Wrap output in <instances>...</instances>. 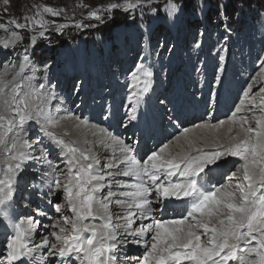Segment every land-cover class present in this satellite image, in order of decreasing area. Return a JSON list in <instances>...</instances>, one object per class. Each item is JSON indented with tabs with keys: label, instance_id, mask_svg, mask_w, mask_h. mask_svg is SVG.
I'll list each match as a JSON object with an SVG mask.
<instances>
[{
	"label": "snow or ice",
	"instance_id": "1",
	"mask_svg": "<svg viewBox=\"0 0 264 264\" xmlns=\"http://www.w3.org/2000/svg\"><path fill=\"white\" fill-rule=\"evenodd\" d=\"M155 2L123 0V3L108 4L105 11L111 13L123 9L130 12ZM180 7L173 0H167L164 5L169 16L175 15ZM61 11L63 9L58 11L42 6V11L38 10L35 17H24L23 23L16 19L0 23V29L6 32L8 25L17 30L7 39L0 40V47L7 50L10 45H15L20 39L19 30H39V36L44 37L51 22L43 14L58 17ZM88 15L97 21L102 19L99 10ZM66 26L59 24L57 30ZM75 26L82 27L80 24ZM32 42L35 43V36ZM219 60V71L223 72L224 56L219 55ZM28 61L29 57L25 55L24 63L11 80L7 79V69L0 72V161L3 162L0 164V214L15 205L19 175L26 165L30 166L31 161L48 160L50 148L54 147L59 150L58 156L65 168L58 173L59 166L53 167L48 161L52 172L46 175L55 176V190H62L63 207L72 215L63 214L62 205L54 204L55 212L61 214L63 221L51 225L54 229L51 237L55 242H50L49 236L44 235L42 242L34 248L29 247V241L41 221L25 218L26 222L11 223V232L5 230V240L0 248L5 264H18L26 257L31 258L29 264H33V253L38 249L47 251L37 264H115L116 254L129 238L144 248L142 256L134 258L138 264H264V84L258 89L259 102L252 94L256 81L248 84L227 122L195 125L197 129L219 133L227 123V131L231 133L232 125L238 123L239 131L226 137L228 143H224L219 135L210 139L203 136L190 138L189 133L193 130L184 128L181 136L187 150L181 148L173 154L167 151L169 144L166 143L138 158L140 140L131 138L130 143L125 142L103 128L93 132L96 140L92 147H79L58 135L53 129L61 120L73 117L57 118L46 110L48 98L40 91L44 85L34 87L30 83L31 76L21 75L29 66ZM32 71L35 73V68ZM153 75L143 58L128 73L131 79L125 85L122 104L127 110L125 121L120 124L125 130L136 126L134 122L139 119L141 102L152 90ZM257 80L264 81V62ZM215 81L220 83L219 75ZM159 103L164 106L161 109L164 112L166 99H160ZM245 111L252 114L254 127H245L251 123L248 116L237 118V114ZM108 115H104V119H108ZM75 119L77 128L89 126L86 119ZM33 121L39 125L41 136L30 142L26 138L29 136L26 125ZM63 135L67 136L68 132ZM45 138L48 145L44 144ZM175 139L179 141L180 137ZM84 143L87 145L88 141ZM209 143L213 146L211 150L198 146ZM96 148H103L110 155L101 157ZM228 157L239 160L235 171L227 177L229 182L209 186L206 177ZM61 176L66 177L63 184ZM177 176L180 179L174 181L172 178ZM49 192H53L51 187ZM175 202L184 205L181 218H156L155 214L162 216ZM113 205L121 211H111ZM36 212L39 216L46 215L40 208ZM69 224V237H62L55 231L58 228L59 233H66L69 230L65 226Z\"/></svg>",
	"mask_w": 264,
	"mask_h": 264
},
{
	"label": "rangeland",
	"instance_id": "2",
	"mask_svg": "<svg viewBox=\"0 0 264 264\" xmlns=\"http://www.w3.org/2000/svg\"><path fill=\"white\" fill-rule=\"evenodd\" d=\"M166 2L167 0H156L153 5L145 6L144 9L130 12L116 9L108 13L105 11L108 4L123 3V0H0V23L11 19L23 23L25 22L24 17H35L38 10L42 11V6H49L58 11L63 9L58 17L43 14L44 18L51 22L44 37L39 36V30H19L17 34L20 39L15 45H10L7 50L0 47V72L7 69V79L11 80L12 76L20 70V65L24 63V57L27 55L29 66L24 69L21 75L31 76V85L37 88L41 84L48 85V92H51L50 89L52 91L53 89L59 90L65 106L69 105L70 114L86 120H89L92 114H96L97 106L100 107V110L97 111L99 118L108 115V110L116 109L120 112V119L117 123L121 129L120 124L125 119V111L122 107L126 95L125 85L131 79L128 73L134 69L136 63L140 62L142 58L144 59L146 54L150 59V67L153 72L155 66L164 69L162 77L152 78V89H156L154 102L158 104L160 99L165 97H167L166 100H174L180 96L181 92L185 94L188 92V95L193 96L194 85L179 89L178 78L182 79L183 74L188 73L196 75L195 72L200 75L202 69V73H205L207 72L205 69L208 67L214 80L209 83V80L206 79L210 88H208L205 99L206 108H208L204 112L205 118L207 113L208 116L214 117L215 112L212 111L210 114L209 110L212 107L210 105L211 96L219 90L216 87V75L222 76V79L227 76L234 77L238 76L245 68L248 70L252 65H256L246 83L238 85L234 82V88L230 87V96H233L235 101L228 105L222 113L223 118H229L240 101L241 86L248 85L252 79H257L260 74V65L264 62V41H262L261 53L251 56V47H254L259 41L260 28L264 27L262 26L264 25V0L261 2L260 0H173L175 4L182 6L173 16H169L165 10ZM97 10L100 11L102 17L99 21L91 19L88 15ZM59 24L67 26L57 30ZM76 24H80L82 27L77 28ZM8 28L7 32L0 29V40L7 39L13 31H17L12 25H8ZM33 36H35V43L32 42ZM175 49L179 55L171 60V56L175 55ZM218 54L224 56L223 72L219 71L221 62ZM86 59H92V64L97 67L90 69L91 74L95 75L88 76L90 85L85 83L84 75L81 73L83 60ZM33 68H35V73L32 71ZM172 70L174 71L172 72ZM167 73L168 76L165 77ZM56 75L63 77L60 76L57 79ZM67 75L71 76L69 85L67 83L70 78H66ZM97 77H100L105 84H112V81L115 84L120 83L118 93L117 91L113 93L119 99L118 105L112 100L103 101V98L99 97L108 88H104V91L96 89V86L101 83H97ZM92 83L96 84L92 86L93 89L91 88ZM84 85H89L88 87L91 88L86 94L82 91ZM164 95L166 96L164 97ZM58 106L62 109L60 102L52 104L49 107L50 113L59 110ZM167 108L170 109L168 105ZM215 109L217 110L216 107ZM187 116L191 118L192 115L187 113ZM103 124L105 126V123L100 125ZM123 130L121 129L122 132ZM141 133V129L133 130L123 140L129 143L131 138L141 140L143 138ZM34 138L35 136L30 140ZM158 144L161 145L160 142ZM158 144L150 146L149 151L158 148ZM138 158L140 157L138 156ZM38 167L40 168V166ZM33 174V179L29 178L21 186L22 195L20 196L18 191L15 193V205L22 210L17 213L16 219L21 218L24 212L25 217H23L26 218L37 208L44 210L46 213L44 217H52L56 213L53 205L60 204L62 201L61 192L50 200L42 196V199L46 200L42 207L39 202L36 206L31 205L30 208L22 209L24 208L22 202L25 192L31 193L42 180L36 173ZM227 174L228 172H225L223 176ZM34 195L38 194L35 192ZM37 198L33 199L38 202L40 198ZM48 224H52V221ZM2 239L3 246L5 235ZM132 247L137 248V246Z\"/></svg>",
	"mask_w": 264,
	"mask_h": 264
},
{
	"label": "bare ground",
	"instance_id": "3",
	"mask_svg": "<svg viewBox=\"0 0 264 264\" xmlns=\"http://www.w3.org/2000/svg\"><path fill=\"white\" fill-rule=\"evenodd\" d=\"M260 32H261L262 36L260 35V37L258 39L259 41L257 42V44L254 47H251V56H253V55L255 56V54L258 55L259 52L263 49L262 41H264V27L260 28ZM177 49H175V51H174L175 55L173 54L174 56H171V60H173L176 56L179 55L178 51L176 52ZM143 60H144V63L146 65L150 66V59H148L147 54L145 55ZM92 62H93L92 59L91 60H89V59L83 60V65L81 66L82 67L81 73H82V75H84V81L86 84H89V85H90V80L88 79V76L89 75L95 76V75L91 74L90 69L97 68L94 66V64H92ZM72 67L74 68V66H72ZM255 67H256V65H252L251 67L248 68V70L245 68L243 71H241L239 73L238 76H234V77L233 76H229V77L227 76V78H223V79H222V76L220 77V83L216 85V87L219 88V90L216 89L217 91L215 93H213V95L211 96L212 99L210 98L212 100L211 104H210V105H212V107H210L211 109L209 110V112H210V114H212V111H214L215 112L214 117H211V115L208 116V113L206 115L207 116L206 118L204 116L205 110L207 111V109H208V108H206V103H205L206 100L205 99H206V95L208 92V88H210V84L208 85V82L206 83V79H207V81L209 80V83H210V81L212 82L214 80V76L211 75V72L209 73L208 67L207 68L205 67L206 68L205 70L207 71V72L204 71L205 73H202L203 72V69H202V72L200 73V75L198 72H195L196 75H192V74L188 73L189 75L183 74L182 79L180 77L178 78V80H177L178 88L181 89L183 87V89H184L188 85L193 84L194 85L193 86L194 95L191 96V95L187 94L188 92L186 94L181 92L180 96H177V98H175L174 100H168L167 99L166 103H167L168 107H170V109L166 108L164 110V112H166L167 115H165L164 112L161 111V109L164 107L161 106L160 103L158 104V103L154 102L155 97H156V89L153 88L147 94V96L144 97V99L141 102V105L139 108V119L137 122H134L136 126L135 127L130 126L127 130H125L122 127L121 129L122 130L124 129L123 132L118 127L119 124L117 122H118V119H120V112L116 109L108 110V112L106 111L108 114L110 113V115H108V119H104V116L102 118L98 117L97 111L100 110V107L97 106L95 108L96 114L95 115L92 114L89 117V120H87L89 126L87 128H84V127L77 128L76 125H77L78 121L75 118L78 116L70 114V108L68 109L69 105L65 106V103L63 101V97L60 96L61 95L60 91L55 90V89H53V91H52V89H50L51 92H48L47 91L48 85H45L43 89H40V91L48 98L46 110L49 113H50L49 107L52 104L57 103V101L60 102V104H62V109H60V106H58L59 110H56V112L50 113L52 116H55L57 118H60L63 116H72L73 117V119H71V120H61L60 125L53 130L58 135L62 136L65 140L75 142L76 145L79 147L83 148L85 146H88V147L94 146V141L96 140V137L93 135V132H95L97 129H101V128L106 129V130L116 134L121 139H123L126 135H130L133 130H136V129L140 130L141 129L142 130L141 137H143V138L141 140L140 139L139 140L142 143V145H140L141 150L139 153H137V156L143 157L144 153H147L149 151L150 146L156 145L159 142L161 145L158 144V148L160 146H162L163 144L167 143V144H169V148L167 149V151L175 154V153L180 152L181 148H183L184 150H187V145L185 143L184 137L181 136V132L183 131L184 128H188V129L193 130L192 132L189 133L190 138H196V137L203 136V137L210 139L213 135H219V137L222 138V141L224 143H228V140L226 139L227 136L236 135V133L239 131V124L238 123L235 125H232L233 131L231 133H228V131H227V128L229 126L227 123L225 124L224 128L219 130V133H212L206 129H197V128H195V125L204 124L206 122L209 124H216V123H218V122H216L217 120H219V121L224 120L227 122L232 115L231 116L229 115V118H223L222 113L227 108L228 105H230L231 103H233V101H235L233 96H230V87H232L231 89L234 88L233 87L234 82L238 85H243L244 83H246V81L250 77L251 72L254 70ZM173 71L174 70H172V72ZM87 72L90 74H86ZM163 72H164L163 67H156L155 66L154 72H153L154 73L153 78H155V76H157V79L162 77ZM173 75L176 76V74H173ZM60 76L63 77L62 75H56V78L58 79ZM167 76H168V73L165 77H167ZM70 77L71 76L67 75L66 78H70ZM97 78H98L97 83H100V82L101 83H100V85L96 86V89H101L102 91H104V88H108L102 94H100L99 97L103 98L102 99L103 101L104 100H112L116 103V105H118L119 99H118V97H116V95H113V93H116V91L118 93L119 88H120V83L118 82L115 84L114 81H112V84H105L104 81L103 82L101 81L102 79L100 77H97ZM99 78H100V80H99ZM193 80H194V83H193ZM159 81H160V79H159ZM253 81H256V83L253 86L252 94L254 95L257 102H259V100L261 98V94L259 93L258 89L260 86H262V84H264V81L252 79V80H250V83H253ZM70 82H71V78L69 79V82L67 83V85H69ZM89 85H84L82 88V91H84L85 94L88 92V89H91V88L93 89L92 86H95L96 84L94 85V83H92L91 88L88 87ZM105 85H107V87H105ZM118 85H119V87H118ZM245 85H246V87H245ZM245 85L241 86L242 91H241V94L239 95V99L243 98V91L247 90L248 85L247 84H245ZM121 87H122V85H121ZM93 92H95V91H93ZM66 93H67V91H66ZM166 95H164V97ZM259 95H260V97H259ZM57 98H58V100H57ZM165 98H167V97H165ZM84 99H85V97H84ZM213 103H214V105H213ZM238 105H239V102L236 106H238ZM215 107L217 108V110L215 109ZM123 110L126 111L127 109L124 107ZM71 111H73V110H71ZM234 111H235V109L233 110V112ZM187 113H190L192 115L191 118H189V116H187ZM257 114H259V113L257 112ZM241 115L248 116L249 120L251 121V123L249 125H245V127H249V126L254 127L255 126V122H254V120H252V114L251 113H248L247 111L239 113L237 115V118H239V116H241ZM173 117H174V119H171ZM169 120L172 121V123H170ZM124 121H125V119L123 120V122ZM176 122H177V124H176ZM102 123H105V126H104V124L100 125ZM174 123H175V125H174ZM26 127L28 128V132H29V136L26 137L27 139L30 140V138L33 136H35V138L41 136V133L39 130V125H37L34 121L30 122V124L26 125ZM65 131L68 132L67 136L63 135V133ZM176 137H180V140L177 141L175 139ZM35 138L30 140V142H34ZM84 141H88V144L85 145ZM44 144L48 145V141L46 138L44 139ZM198 146L204 147L206 150H211L213 147L211 143H209L207 145L198 144ZM158 148H156L155 150H158ZM95 151L101 157H104L106 154L110 155V153H106L103 148H96ZM58 153H59L58 149L51 147L50 148V155L48 156V160H46L42 163H37L36 161H31L30 166L26 165L25 170L19 175V182L16 186L15 193L18 191V194H20V196L22 195V192H20L21 186H23L25 184V182L29 180V178H31V180L33 179V177H34L33 173H36L37 176L41 177V179H42V180H40V184L38 186L34 187V189L31 191V193L27 192L26 191L27 189L25 190L26 191L25 197H23L24 201L22 202V205L24 208H22V209L25 210L26 207L30 208L31 205L36 206V205H38L39 202L41 203V207H42L46 203V200H43L42 196H44L45 199L47 198V200H50L53 197H57L58 194L62 192V190H60V191L55 190V183H54L55 176L46 175V173L52 172V169H50L48 167V161L52 162L53 167L59 166L58 173H59V170H62L65 168V165L61 162V159L58 156ZM34 154H37V153H34ZM56 161H58V162H56ZM2 163L3 162L0 161V164H2ZM238 163H239L238 158L228 157L226 162H222L219 167L214 168V170L211 173H209L208 177H206V180L209 182V186H211L213 184L228 183L229 181H228L227 177L230 176L232 171H235V168L238 165ZM38 166H40V168ZM26 171L28 172L27 174H26ZM225 172H228V174L226 176H223V174ZM26 178H27V180H26ZM172 179L174 181H178L180 178L177 176V177H173ZM64 182H66V177L61 176V183L63 184ZM232 182L235 183L234 180ZM50 187L53 189V192H49ZM35 192L40 197L38 195L37 196L34 195ZM34 197H38L37 199L40 198L39 201L37 202L35 199H33ZM64 203H65L64 198H62V201L60 202V204L62 205V213L71 217L72 214L67 212L66 208L63 207ZM110 210L113 212H120L121 211L115 205H113ZM19 211L22 212V210H20L19 208L16 207V205H14L11 208L7 209L5 213L0 214V248L2 247L1 242L3 240L2 238L5 235V230L7 229L9 232H11V227H10L11 223L20 222L21 220H25V218H24L25 212H24V215L21 216V218L19 217V219H16L17 213ZM182 214H184V205L181 202H175L173 204V206L170 208V210L168 212L164 213L162 216L160 214H155V215H156V218H159V219H170V218H181ZM26 218H30L33 220L38 219L41 222H44V220H45L44 223H41L37 232L34 233L33 236L31 237V239L29 241V247L34 248L36 245H39L42 242L44 235L49 236L50 242H55L54 238L51 237V232L54 231V229L51 228V225L63 223V221L61 219V214L55 213V215H53L52 217L48 216L46 218L44 216L37 215V212L35 210L31 214H29V216H27ZM51 221H52V224H48ZM25 222H26V220H25ZM148 222L149 221H145V223H148ZM65 227H67L69 230L66 233H59L58 228L55 229V231L59 235H61L62 237H69L71 234V225L69 224V225H66ZM149 242H150V238H149ZM132 246H137V248H133ZM46 251H47L46 249H38V250L34 251L33 256L35 257V260L33 261V264H37L40 257L45 255ZM143 252H144V248L142 246L137 245L136 243L132 242V238H129V242L126 244H122L119 252L116 254L117 259H116L115 264H138V261L134 258L137 256H142ZM30 259L31 258L26 257L22 261L18 262V264H29ZM0 264H5V260L3 259L2 256H0ZM233 264H235V262H233Z\"/></svg>",
	"mask_w": 264,
	"mask_h": 264
},
{
	"label": "trees",
	"instance_id": "4",
	"mask_svg": "<svg viewBox=\"0 0 264 264\" xmlns=\"http://www.w3.org/2000/svg\"><path fill=\"white\" fill-rule=\"evenodd\" d=\"M260 2H261V0H260Z\"/></svg>",
	"mask_w": 264,
	"mask_h": 264
}]
</instances>
